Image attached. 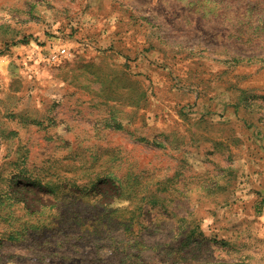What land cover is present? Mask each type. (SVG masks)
Here are the masks:
<instances>
[{"label":"rangeland","instance_id":"374dc122","mask_svg":"<svg viewBox=\"0 0 264 264\" xmlns=\"http://www.w3.org/2000/svg\"><path fill=\"white\" fill-rule=\"evenodd\" d=\"M0 264H264V0H0Z\"/></svg>","mask_w":264,"mask_h":264}]
</instances>
